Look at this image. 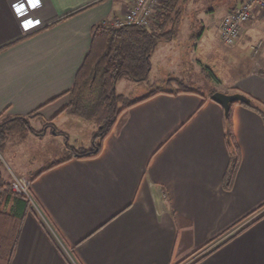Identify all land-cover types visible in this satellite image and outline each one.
<instances>
[{
	"label": "crops",
	"instance_id": "crops-1",
	"mask_svg": "<svg viewBox=\"0 0 264 264\" xmlns=\"http://www.w3.org/2000/svg\"><path fill=\"white\" fill-rule=\"evenodd\" d=\"M129 5L0 0V116L27 115L34 128L11 134L4 149L47 141L65 153L34 172L16 162L17 173L31 179L33 200L11 264H264V119L249 104L233 105L239 165L227 188L225 111L211 98L216 89L180 90L210 66L198 49L188 58L175 51L177 35L152 55L149 83L166 82L170 91L125 109L97 156L53 165L71 155L65 134L72 146L87 147L89 140L70 131L81 118L64 111L68 92L94 27ZM259 31L264 17L255 15L242 32ZM255 63L229 83L214 74L217 90L264 103V62ZM48 121L54 132L44 128Z\"/></svg>",
	"mask_w": 264,
	"mask_h": 264
},
{
	"label": "trees",
	"instance_id": "trees-1",
	"mask_svg": "<svg viewBox=\"0 0 264 264\" xmlns=\"http://www.w3.org/2000/svg\"><path fill=\"white\" fill-rule=\"evenodd\" d=\"M184 1L186 0H162L150 27L134 24L119 28L104 24L94 27L90 49L68 92L69 102L64 111L84 119L96 118L98 128L93 135L91 147H74L69 143L67 134L56 130V133L65 134L67 149L71 155L53 165L64 162L72 156L78 158L97 156L104 139L112 132L125 109L159 92L170 91L163 87H155L141 96L130 97L119 93L117 85L123 79L136 82L149 81L152 55L161 42L173 40L176 36L175 26L181 16V6L184 5ZM242 1L235 0L230 9L233 10ZM179 4L180 7L177 9ZM180 90L195 89L186 85ZM214 92L215 90L211 94ZM237 102L240 101L233 102L229 113L225 114L226 139L232 151V160L224 179L227 188L232 186L239 165V147L232 119L233 105ZM249 105L257 109L264 119V103L252 98V103ZM33 129L29 116L3 113L0 116V152L6 146L11 134H24ZM38 133L41 134L42 131ZM31 207L30 198L13 190L12 180H6L0 170V264H11Z\"/></svg>",
	"mask_w": 264,
	"mask_h": 264
},
{
	"label": "rangeland",
	"instance_id": "rangeland-1",
	"mask_svg": "<svg viewBox=\"0 0 264 264\" xmlns=\"http://www.w3.org/2000/svg\"><path fill=\"white\" fill-rule=\"evenodd\" d=\"M132 3L133 0H130L128 9L131 7ZM233 3H235V0H186L183 3L184 5L181 6V16L175 26L177 29V37L173 40L174 50L188 51L187 58L190 57L192 51L194 52L195 49L201 52L200 57L203 58L204 63H207L210 67H208L209 69L204 73L197 75L198 77L195 79L197 80L196 82H188L187 84L202 93H209L213 89L218 91L217 87L221 85V81L213 78L214 74L222 80V83H229L234 80V76L239 69L245 73L248 69H251L252 65L256 68V60L262 59L264 62V33L262 31H259L255 35L248 34V37H244L242 28L241 34L235 42L232 44H225L222 42L219 23L221 19L229 13ZM179 7L180 4L176 8L178 9ZM124 15L115 18H122ZM108 26L110 25L108 24ZM190 32L195 33V37L192 36L190 38ZM203 32L204 36L202 39L198 43L194 42V40L197 41L199 39V35ZM189 60L190 59H188V61ZM259 66H264V63L259 64ZM128 82L130 83L128 84ZM164 83L165 84L160 86L159 82L158 84H150L149 81L136 82L131 79H123L119 82L117 91L130 97H135L149 92L155 87L167 89L166 82ZM97 121L96 118H81L79 121L80 124L70 126V131H74L76 134L80 132L85 137V140H89V142H87V147H91V140L98 128ZM44 128H51V131L54 132L53 123L50 121L45 123ZM62 137L63 136H61V138ZM12 138H19V135H12ZM52 147L53 143L47 141L12 143L9 147L0 152V170L3 176L9 181L15 176H24L30 179L28 176L17 173L19 171V166L16 162L24 166L27 165L28 168L21 170L25 173H28L29 169L33 172L37 171L45 167L47 163H51L54 158L65 155L64 151L59 149L58 146L54 147V150L51 149ZM52 152H54V156H51L47 161V157L51 155ZM34 158H36V161H33ZM30 162L37 163L34 164ZM202 249L203 248L198 251L199 253L197 252V255L202 254Z\"/></svg>",
	"mask_w": 264,
	"mask_h": 264
},
{
	"label": "built area",
	"instance_id": "built-area-1",
	"mask_svg": "<svg viewBox=\"0 0 264 264\" xmlns=\"http://www.w3.org/2000/svg\"><path fill=\"white\" fill-rule=\"evenodd\" d=\"M162 0H133L131 7L121 18L105 21V25L123 27L125 25H138L150 27L156 9ZM255 15L264 17V0H243L233 10L229 11L219 23L220 38L225 44H232L241 34L243 26ZM31 179L15 176L12 179V188L16 192L30 198Z\"/></svg>",
	"mask_w": 264,
	"mask_h": 264
},
{
	"label": "water",
	"instance_id": "water-1",
	"mask_svg": "<svg viewBox=\"0 0 264 264\" xmlns=\"http://www.w3.org/2000/svg\"><path fill=\"white\" fill-rule=\"evenodd\" d=\"M211 98L223 106L225 114L229 113L233 102L240 101L246 104L252 103V98L241 92L228 93L218 90L211 95Z\"/></svg>",
	"mask_w": 264,
	"mask_h": 264
},
{
	"label": "snow or ice",
	"instance_id": "snow-or-ice-1",
	"mask_svg": "<svg viewBox=\"0 0 264 264\" xmlns=\"http://www.w3.org/2000/svg\"><path fill=\"white\" fill-rule=\"evenodd\" d=\"M21 7H22V6H21ZM17 10H18V11H20V9H19V8H18Z\"/></svg>",
	"mask_w": 264,
	"mask_h": 264
}]
</instances>
